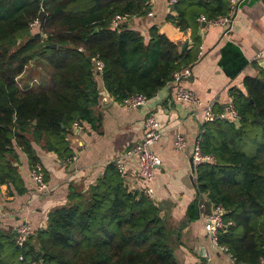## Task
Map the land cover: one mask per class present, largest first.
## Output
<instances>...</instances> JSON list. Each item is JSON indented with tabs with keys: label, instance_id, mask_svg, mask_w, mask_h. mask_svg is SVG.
<instances>
[{
	"label": "trees",
	"instance_id": "trees-1",
	"mask_svg": "<svg viewBox=\"0 0 264 264\" xmlns=\"http://www.w3.org/2000/svg\"><path fill=\"white\" fill-rule=\"evenodd\" d=\"M190 5L188 12L178 0L177 13L167 15L180 30H191V47L179 52L156 25L148 39L127 23L111 26L115 15L130 19L149 13L148 0H0V183L9 180L19 192L24 188L7 158L13 141L30 167L39 162L33 140L44 139L62 159L73 154L67 139L73 122L94 125L100 97L96 75L122 103L135 94L152 97L175 69L193 64L200 44L196 18L226 13L228 0ZM40 11L43 20L31 29ZM49 43L56 46H45ZM96 57L103 62L101 74L94 71ZM41 61L49 66L47 75L21 85L28 66ZM243 83L244 91H230L238 118L202 124L200 148L211 159L196 166L194 187L232 221L218 242L236 261L257 263L264 261V65ZM68 200L48 214L37 243L30 236L19 248L14 236L0 232V264H178L157 203L142 188L131 187L114 162L87 189L71 187Z\"/></svg>",
	"mask_w": 264,
	"mask_h": 264
},
{
	"label": "crops",
	"instance_id": "crops-1",
	"mask_svg": "<svg viewBox=\"0 0 264 264\" xmlns=\"http://www.w3.org/2000/svg\"><path fill=\"white\" fill-rule=\"evenodd\" d=\"M179 0L184 10L190 2ZM150 14L133 16L125 23L149 38L152 25L182 48L191 47L190 28L180 30L167 15L177 11L168 0H148ZM186 8V9H185ZM188 21L194 24L190 14ZM202 55L192 64V75L185 86L202 101H213L214 110L223 109L230 91H244L243 80L259 73L264 65V0H241L229 29L201 25L198 30ZM31 78L24 72L21 85ZM100 89L97 105L93 107L94 125L84 122L80 130L73 129L67 139L76 159L73 169L65 165L57 153L47 149L44 139L33 140L34 155L41 163L47 183L45 193L37 192L29 176L30 161L15 141L7 158L17 168L23 190L9 180L0 183V232L14 236L18 223L26 220L32 228L31 241L37 243L38 231L45 229L48 214L68 203L71 187L87 189L102 173L105 166L122 156L142 135V125L148 111L158 121L161 139L153 147L160 157L150 185L160 216L171 235L169 244L178 264H240L231 254L216 246L207 235L204 225L214 211L206 194L195 190V168L191 167L192 147L203 123L201 108L175 99L172 84H166L149 97L144 105L126 107L104 88L100 75L95 77ZM184 137L186 146L178 149L176 136ZM126 178L131 187L143 188L136 160L126 158Z\"/></svg>",
	"mask_w": 264,
	"mask_h": 264
},
{
	"label": "built area",
	"instance_id": "built-area-1",
	"mask_svg": "<svg viewBox=\"0 0 264 264\" xmlns=\"http://www.w3.org/2000/svg\"><path fill=\"white\" fill-rule=\"evenodd\" d=\"M171 5H174L178 0H168ZM241 0H228V9L226 13L218 15L214 18H206L200 14L196 20L201 25H212L218 26L222 29H229L233 23V20L236 15L237 6ZM150 14V13H149ZM128 19L120 15H115L111 21V26L113 28H119L123 23ZM38 19H33L29 26L31 29H35L38 26ZM81 49V48H79ZM202 45L198 46L197 59L202 55ZM103 68V62L96 57L94 59V71L96 74H101ZM192 75V64L182 65L178 69H175L172 72V77L168 81L172 84L174 89L175 99L183 102H188L193 104L196 108H201L203 123L215 121L217 119H237L238 114L234 107L232 99H229L226 106L221 110H214L213 101H202L199 99L195 93L185 86V82ZM35 80H32V83ZM108 94V92H107ZM147 97L142 94H135L131 97L125 99L122 104L126 107H136L138 105H144L147 101ZM72 128L75 130H80L83 128V125L75 120L72 124ZM204 132V128L201 125L200 131L197 134L193 147H192V156H193V167L200 163L206 162L211 159L210 155L204 154L200 148L201 135ZM161 139V131L155 114L152 111H148L146 114L143 125H142V135L141 137L126 149L124 154L118 157L114 164L121 175L126 176V158H134L136 160V170L141 179L145 182L144 187L142 188L143 193L153 199V189L150 185V182L153 180L157 166L161 163L160 157L154 152L153 147ZM176 146L178 149H183L186 146V142L183 136H176ZM76 154H72L62 160L65 165L73 162L76 159ZM29 176L35 188L39 193H45L47 191V183L45 180V173L41 163L36 162L33 166L30 167ZM224 208L217 204L214 206V211L209 215L208 220L204 225L205 232L211 238L213 243L222 249L225 252H228V248L225 245H222L218 242V234L220 231H225L228 225L232 224L230 220L223 219ZM32 234V228L28 221L23 220L18 223L16 232L14 234V242L19 248L25 247L29 237ZM230 254V253H229ZM233 257V256H232ZM22 258V255H19V259ZM234 258V257H233ZM235 259V258H234ZM240 264H264L263 260H260L257 263H248L240 262Z\"/></svg>",
	"mask_w": 264,
	"mask_h": 264
},
{
	"label": "rangeland",
	"instance_id": "rangeland-1",
	"mask_svg": "<svg viewBox=\"0 0 264 264\" xmlns=\"http://www.w3.org/2000/svg\"><path fill=\"white\" fill-rule=\"evenodd\" d=\"M31 71V75L29 76L30 78L32 76H36L38 79V82L33 81L32 83L28 84L31 86L34 83H39L40 78H44L49 71V66L45 61H41L36 67H29L27 68V73ZM30 73V72H29Z\"/></svg>",
	"mask_w": 264,
	"mask_h": 264
},
{
	"label": "water",
	"instance_id": "water-1",
	"mask_svg": "<svg viewBox=\"0 0 264 264\" xmlns=\"http://www.w3.org/2000/svg\"><path fill=\"white\" fill-rule=\"evenodd\" d=\"M43 16H44V12L43 11H40L39 12V16H38V18H39V22L41 23L42 22V20H43ZM125 24V23H124ZM203 25V24H202ZM177 45H178V51L180 52L181 51V47H180V45H179V43H176ZM45 46H48V47H55L56 46V44L55 43H49V44H46ZM87 58L88 59H91V57L90 56H87ZM190 163H191V167H192V169H193V156H191L190 157ZM159 166V165H158ZM157 166V167H158ZM73 167H74V163H71L70 165H69V170H71V169H73Z\"/></svg>",
	"mask_w": 264,
	"mask_h": 264
}]
</instances>
